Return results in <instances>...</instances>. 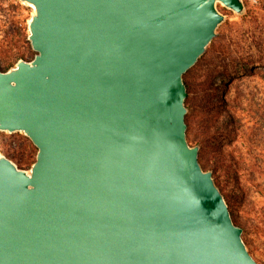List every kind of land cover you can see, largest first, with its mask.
<instances>
[{
  "label": "water",
  "instance_id": "95a60500",
  "mask_svg": "<svg viewBox=\"0 0 264 264\" xmlns=\"http://www.w3.org/2000/svg\"><path fill=\"white\" fill-rule=\"evenodd\" d=\"M32 57L0 69V264H264L200 146L184 74L243 0H17Z\"/></svg>",
  "mask_w": 264,
  "mask_h": 264
},
{
  "label": "rangeland",
  "instance_id": "374dc122",
  "mask_svg": "<svg viewBox=\"0 0 264 264\" xmlns=\"http://www.w3.org/2000/svg\"><path fill=\"white\" fill-rule=\"evenodd\" d=\"M243 1L242 15L219 6L226 17L217 35L183 76L187 138L199 144V161L212 170L247 250L264 263V0ZM29 13L17 0H0L1 70L33 55ZM208 92L223 99L213 103ZM35 151L22 133L0 131V153L19 167L28 168Z\"/></svg>",
  "mask_w": 264,
  "mask_h": 264
},
{
  "label": "trees",
  "instance_id": "16d2710c",
  "mask_svg": "<svg viewBox=\"0 0 264 264\" xmlns=\"http://www.w3.org/2000/svg\"><path fill=\"white\" fill-rule=\"evenodd\" d=\"M7 1H9V0H7ZM185 83H186V86L188 87L189 85H188V82L185 80ZM209 89V88H208ZM219 95V96H218ZM217 96L215 95V93L214 92H208V96L210 97L209 99H211V101L213 102V103H215V101L213 100V98H215V97H217V98H219V99H223V97H222V94H218ZM205 108V107H204ZM192 123L193 124H195V120L192 118ZM188 121V120H187ZM187 134L188 135H190V128H187ZM191 139H193L194 141H196V139L194 138V137H192ZM196 143V142H195ZM199 158H200V154H199ZM208 168H210V167H208ZM232 219H233V221L235 222V219H234V217L232 216ZM236 223V222H235Z\"/></svg>",
  "mask_w": 264,
  "mask_h": 264
}]
</instances>
